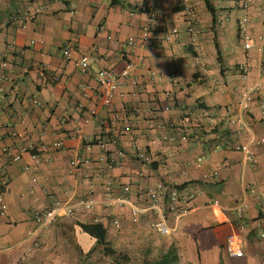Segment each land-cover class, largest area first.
Returning a JSON list of instances; mask_svg holds the SVG:
<instances>
[{
  "label": "crops",
  "instance_id": "1",
  "mask_svg": "<svg viewBox=\"0 0 264 264\" xmlns=\"http://www.w3.org/2000/svg\"><path fill=\"white\" fill-rule=\"evenodd\" d=\"M150 1L0 0V58L7 62L0 66V166L8 176L0 264H116L78 224L97 221L116 249L151 233L155 250L175 243L181 264H264V50L246 52L237 33L244 12L252 35L264 33V0L246 8L240 0H211L214 20L203 0H191L192 32L181 0L157 2L152 21L139 10ZM171 26L179 31L170 41L156 49L141 45L145 27L158 36ZM129 36L133 46L126 44ZM66 44L70 60L61 53ZM89 53L99 57L83 71L76 59ZM246 59L250 68L243 77L238 64ZM127 61L134 64L131 74L120 79L111 103L102 105L94 72L107 68L119 75ZM37 66L48 76L40 77ZM198 74L200 81L194 80ZM255 82L260 93L246 127L230 125L226 118L238 111L239 91ZM123 115L131 122L128 132L106 148L87 147L89 138L107 122L120 124ZM246 142L257 156L255 165L236 147ZM4 145L19 152V159L11 162ZM136 146L150 160L137 159ZM103 151L114 158L111 168L98 161ZM76 158L87 161L73 166ZM186 181L179 190L194 192L190 209L174 225L169 219L173 230L167 235L149 227L150 212L133 221L128 207L103 204L125 184L142 204L149 188ZM90 190L98 200L92 208L45 228L35 224V210L54 200L73 202ZM241 200L247 208L238 216L234 209ZM110 213L118 215V229ZM239 225L243 255L228 256L227 235Z\"/></svg>",
  "mask_w": 264,
  "mask_h": 264
},
{
  "label": "built area",
  "instance_id": "2",
  "mask_svg": "<svg viewBox=\"0 0 264 264\" xmlns=\"http://www.w3.org/2000/svg\"><path fill=\"white\" fill-rule=\"evenodd\" d=\"M161 0H151L146 5V12L148 14L149 20L152 21L156 18L155 5ZM240 6L246 8L252 2V0H240ZM181 6L183 13L188 18L187 29L189 32L194 31L192 12H193V2L191 0H181ZM249 16L244 12L238 18L237 33L242 44L243 49L249 52L255 49L257 52L262 53L264 50V33L258 35H252L249 30ZM98 28H102L99 26ZM178 28L176 26H171L164 28L161 34L156 36L151 33L148 27H145L141 33V45L148 49H156L158 46H162L165 42H168L178 33ZM109 37V36H108ZM128 46H133L135 44V38L129 36L126 40ZM62 56L65 60H70L72 58L71 50L66 44L62 47ZM98 54L89 53L82 54L77 59L76 62L79 67L85 71L90 68V66L98 60ZM141 59V57H139ZM176 57H172L174 62ZM7 62L0 58V66H6ZM134 64L127 61L124 67L121 69L119 75H116L113 71L107 68H98L94 72V78L100 88V102L102 105L108 106L113 98L114 92L120 87V79L126 78L131 74ZM250 68L249 61L246 59L238 64V69L242 76L245 77ZM205 70L204 67L201 68ZM36 71L38 75L42 78L47 77L46 70L43 66H37ZM153 73V72H152ZM56 79V77H54ZM202 79V74L194 76V80L200 81ZM260 84L255 82L252 85L242 88L238 93L237 106L238 111L236 114H230L227 116V121L230 125H236L238 128L246 127V114L250 108L252 100L259 96ZM30 101L33 104H39V100L36 98H31ZM263 106V104H261ZM168 109V106H165ZM117 118V117H115ZM120 124H115L114 122H107L106 129H102L98 135L93 138L88 139L89 147L91 143H97L100 147L106 148L108 143H115L118 137L126 133L131 128L130 119L125 115L118 118ZM165 126V124H161ZM14 133H12L13 135ZM167 138V136H164ZM180 138L185 139L186 134H182ZM253 139V138H252ZM263 141V138L257 140V142ZM54 145L60 146V142H54ZM244 156V160L255 165L258 162L257 156L252 149L249 142L239 144L236 146ZM3 151L8 154L9 160L11 162L19 159V152H13L12 146H3ZM135 156L141 161L150 160V155L148 152L139 146L135 147ZM87 160L74 159L71 161L73 166H78ZM98 161L102 162L105 168H111L114 164V158L106 151L98 157ZM207 174H203V177H207ZM8 183V176L6 170L3 166H0V214H4L6 210V202L4 200V189ZM145 202L142 204H137L131 198V187L129 184H125L120 189L119 193L114 196L108 197L103 201L105 206H126L129 209L130 217L133 221H137L141 214L150 212L152 215L149 221V227L155 230L157 233L162 235H167L173 230V226L170 225L169 219L173 218V225L177 223L180 217L185 214L189 209V203L194 192L182 191L174 186L168 185L166 183H159L157 186L149 188L146 190ZM98 200L92 194L90 190L85 197L78 198L73 202L54 200L47 208L37 209L33 212V220L38 228H45L50 226L59 217L71 215L75 211L88 210L92 208ZM247 208V203L245 200H241L236 204L235 212L238 216H242L243 212ZM262 209L264 210V204H262ZM97 221V220H95ZM114 227L119 226V220L114 218L112 220ZM242 225H239L232 232L227 235L224 249L228 256L239 257L243 255V235H242ZM12 264H23L22 261H15Z\"/></svg>",
  "mask_w": 264,
  "mask_h": 264
},
{
  "label": "trees",
  "instance_id": "3",
  "mask_svg": "<svg viewBox=\"0 0 264 264\" xmlns=\"http://www.w3.org/2000/svg\"><path fill=\"white\" fill-rule=\"evenodd\" d=\"M203 2L210 14H212L214 20L215 8L213 7L211 0H203ZM143 9L146 11V8L139 7L140 11H143ZM215 47L218 58H220V50L217 43H215ZM187 183L188 182L186 181L174 187L179 189L184 187ZM78 224L82 231L95 239L96 244L102 246L103 254L110 257L116 264H123L129 260V256L126 253H122L120 250L113 247L107 240V228L103 222H80ZM160 246L161 248L159 246L156 247L157 254L155 255H148L146 252L143 253L139 264H181L178 248L174 242H170L165 247H162V245Z\"/></svg>",
  "mask_w": 264,
  "mask_h": 264
},
{
  "label": "rangeland",
  "instance_id": "4",
  "mask_svg": "<svg viewBox=\"0 0 264 264\" xmlns=\"http://www.w3.org/2000/svg\"><path fill=\"white\" fill-rule=\"evenodd\" d=\"M216 1V0H212ZM112 214V213H110ZM112 218H118V215L112 214ZM112 221V220H111ZM115 229H118V227H114ZM141 240L136 237V239H131L129 242H125L117 249L120 250L122 253H126L129 256V260L126 261L123 264H139L141 261V257L143 253H147L148 255H155L157 254L155 248L150 244V242H154L155 238L151 236V233H146L143 236H141ZM118 244V242H117Z\"/></svg>",
  "mask_w": 264,
  "mask_h": 264
}]
</instances>
